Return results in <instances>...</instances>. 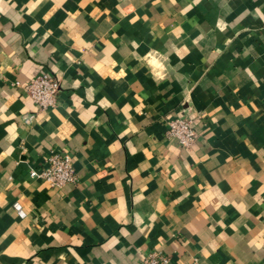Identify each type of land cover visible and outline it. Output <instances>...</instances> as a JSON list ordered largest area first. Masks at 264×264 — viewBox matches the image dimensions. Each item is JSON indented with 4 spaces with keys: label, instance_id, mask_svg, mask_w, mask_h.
<instances>
[{
    "label": "crops",
    "instance_id": "crops-1",
    "mask_svg": "<svg viewBox=\"0 0 264 264\" xmlns=\"http://www.w3.org/2000/svg\"><path fill=\"white\" fill-rule=\"evenodd\" d=\"M60 80L40 110L23 85ZM192 120L189 147L167 122ZM50 150L76 181L31 177ZM264 264V0H0V264Z\"/></svg>",
    "mask_w": 264,
    "mask_h": 264
},
{
    "label": "built area",
    "instance_id": "built-area-1",
    "mask_svg": "<svg viewBox=\"0 0 264 264\" xmlns=\"http://www.w3.org/2000/svg\"><path fill=\"white\" fill-rule=\"evenodd\" d=\"M23 89L30 100L40 110L52 108L57 103L61 90L60 80L50 73H42L28 80ZM167 137L175 138L181 147H189L196 133L192 120L187 116H179L167 122ZM31 177L42 178L50 187H60L76 181V173L72 156L64 151L50 150L44 158L43 166L30 169ZM169 257L159 249H152L143 255L142 264H168Z\"/></svg>",
    "mask_w": 264,
    "mask_h": 264
}]
</instances>
